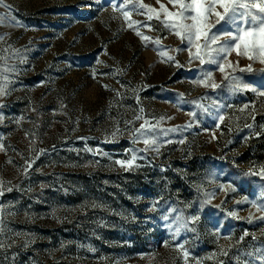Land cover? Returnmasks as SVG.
I'll use <instances>...</instances> for the list:
<instances>
[{"label":"rangeland","instance_id":"374dc122","mask_svg":"<svg viewBox=\"0 0 264 264\" xmlns=\"http://www.w3.org/2000/svg\"><path fill=\"white\" fill-rule=\"evenodd\" d=\"M160 3L175 11L168 0ZM3 4L0 69L15 71L4 73L11 83L0 98V181L12 187L0 197V264H185L181 245L187 264H264V211L252 206L264 207V176L251 174L264 168V97L230 92L214 66L222 87L196 85L209 66L187 52L160 55L180 41L155 14L148 21L123 0ZM129 10L134 28L161 38L159 46L128 27L122 11ZM229 59L252 63L253 72L235 74L264 90V65L235 53ZM190 112L197 113L191 128L160 131L183 129ZM144 120L159 125L148 133L158 137L159 153L134 143ZM133 153L138 167L115 163ZM228 184L235 191L221 190Z\"/></svg>","mask_w":264,"mask_h":264},{"label":"snow or ice","instance_id":"6c2138e0","mask_svg":"<svg viewBox=\"0 0 264 264\" xmlns=\"http://www.w3.org/2000/svg\"><path fill=\"white\" fill-rule=\"evenodd\" d=\"M123 3L127 7L128 5H133V0H123ZM157 3L160 5L159 10L143 4L142 0H137L133 8L138 14L146 15L148 21H151L153 14H155V19L159 21L163 29H166L168 34L176 36L180 41L181 47L168 50L161 49L160 55H167V51L187 52L191 62H198L201 66L208 65L209 68L201 69L202 74L200 78L194 81L196 85L212 90L222 87L214 78V73L211 70V67L214 66L215 71L221 73L223 80L227 82L224 87L230 92L252 91L258 96L264 97V90H258L247 83H243L242 77L235 74L237 70L241 73L253 72V64L249 63L246 67H240L239 61L229 59L235 53L237 57L264 65V0H168V4L175 11L170 10L167 5L160 3V0H157ZM0 6L8 7L3 4V0H0ZM139 9H145L146 12L141 13ZM161 13L163 14V19L161 18ZM131 15V10L122 11V16L129 21L128 27L133 28L135 34L143 41H151L159 46L161 38L152 40L151 37L143 35L139 30L135 29L134 25L137 22L131 21ZM145 27L151 29L152 25L146 24ZM168 60L173 61L176 67H182L178 61H175L174 57L169 56ZM9 71L14 72L15 68L4 67L0 69V98L8 94V87L11 81L4 73ZM212 105L217 110L224 107V105L218 104L216 100L212 101ZM0 107H3V105H0ZM196 107L203 112H208V108L201 103H196ZM247 107L246 105L245 108ZM252 107L255 109L254 105ZM240 111H244V109ZM140 112L143 113V109H140ZM189 115L193 118V121H190L183 129L173 127L167 130L160 129V131L166 136L169 133L191 128L197 119V113L190 112ZM251 118L254 121L255 115H252ZM2 119L3 117L0 116V120ZM136 119L143 120V116H137ZM216 119L220 124H223L225 116L221 114ZM245 126L248 128L252 127L251 124H246ZM158 127V124H150L147 120H144L138 128L133 130L134 143L142 142L146 146L142 151L152 150L159 153L160 145L157 144L158 137H150L148 135V133L154 132ZM119 131L117 128L106 142H113ZM256 135H259V133ZM167 142L172 143L171 140ZM180 142L182 143L183 141ZM2 149L3 145H0V150ZM88 150L93 151L92 149ZM42 152L43 150L40 151V154ZM99 154L106 155V153ZM137 158V154L133 153L126 160H117L115 163L122 168L132 169L139 166L136 164ZM32 163L34 161L26 162L25 175L28 169L31 168ZM251 174L264 176V168H261L259 173L252 172ZM220 188L221 190L235 191V188L231 184L220 185ZM11 191V186H6L5 182L0 181V197H3L6 192ZM207 195L211 198L215 193ZM252 206L257 208V211H264V207H257L256 204ZM230 215L233 218H238L235 212L230 213ZM3 219V209H0V235L5 231ZM192 219L195 222L198 220V217H193ZM261 219H264V217H261ZM177 220L180 221L181 217H177ZM249 222H251V217L249 218ZM180 227H187V222L181 223ZM243 235L247 236L249 233H244ZM224 239H230V237H224ZM0 246H3V241H0ZM178 250L182 252V258L185 264H187L189 252L183 250L182 245L179 246ZM227 254V250L221 249L220 255L226 256ZM196 264H199V262H196ZM217 264H224V262L218 261Z\"/></svg>","mask_w":264,"mask_h":264}]
</instances>
